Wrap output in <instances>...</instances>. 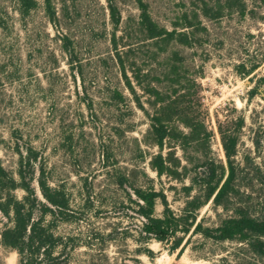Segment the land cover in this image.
<instances>
[{
	"label": "rangeland",
	"instance_id": "1",
	"mask_svg": "<svg viewBox=\"0 0 264 264\" xmlns=\"http://www.w3.org/2000/svg\"><path fill=\"white\" fill-rule=\"evenodd\" d=\"M114 1L122 13L118 32L122 34L128 21L131 25L138 18L139 9L135 0ZM147 1L154 19L170 29L184 21L185 12L193 16V0ZM242 1L244 12L228 9L218 18L201 15L193 45L173 43L169 48L180 50L201 84L212 150L223 162L219 125L234 128L238 118H244L236 156L244 169L242 204L263 216L264 0ZM54 2L56 24L42 1L23 17L15 0H0V157L16 174L17 146H34L52 184L66 188L76 218L58 221L56 230L67 241L70 260L78 264H264L246 242L216 241L192 232L176 250L170 249L171 243L153 240L148 244L153 255L138 251L143 246L137 238L138 219L126 191L115 183L114 169L137 175L139 182L146 172L177 212L185 200L182 186L190 180L160 177L150 165L158 147L144 142L149 119L113 59L108 0ZM65 34L76 46L75 68L63 49ZM147 54L141 52L142 63ZM167 54L162 53L160 61ZM79 64L82 72H77ZM115 89L122 99L113 97ZM16 193L22 197L24 191ZM163 209L158 200L157 213ZM231 213L210 201L198 211V220L213 225ZM6 221L0 214V264H19L17 250L1 242ZM127 228L132 235H124ZM111 232L115 238H110Z\"/></svg>",
	"mask_w": 264,
	"mask_h": 264
},
{
	"label": "trees",
	"instance_id": "2",
	"mask_svg": "<svg viewBox=\"0 0 264 264\" xmlns=\"http://www.w3.org/2000/svg\"><path fill=\"white\" fill-rule=\"evenodd\" d=\"M41 1L45 13L56 24L58 9L54 0H15L23 17L37 9ZM135 1L138 18L131 25L128 21L123 33L118 34L122 13L114 0H108L113 26L110 38L113 59L149 119L144 142L158 147V152L151 157V167L160 177L166 174L182 181L185 177L190 180L182 186L185 200L177 212L164 190L158 189L155 179L146 172L143 182H139L137 175L114 169L115 183L126 191L138 219L137 238L143 243L138 251L153 255L154 251L148 246L153 240L171 243L170 249L176 250L184 236L192 232L216 241L246 242L264 259V214L255 215L242 204L246 192L244 169L236 156L238 131L245 120L239 117L234 128L219 125L226 156L223 162L212 150V131L204 117L201 84L187 67L180 50L169 48L173 43L194 44L196 29L202 24L201 15L218 18L228 9L244 12L245 4L242 0H215L213 3L193 0V16L185 12L184 21L170 29L154 19L147 0ZM62 39L69 63L75 68L78 55L74 40L66 34ZM142 51L148 52L143 59L145 63L141 60ZM162 53H168L164 61H160ZM77 72H82L80 64ZM136 85L142 90L141 95ZM113 92L115 99L124 97L117 89ZM166 147L169 150L164 152ZM16 149L19 154L16 174L3 165L0 157V214L7 218L1 231L2 244L17 250L19 264H78L70 260L67 241L56 230L58 221L76 218L68 191L64 186L52 184L37 148L29 145ZM177 149L182 151L181 155L177 154ZM261 180L264 185V178ZM18 189L24 191L22 197L17 195ZM158 200L164 206L162 214L156 210ZM210 201L232 213L220 217L216 224H205L198 220V211ZM130 232V228L125 229L124 235H132ZM110 238H115L112 232Z\"/></svg>",
	"mask_w": 264,
	"mask_h": 264
}]
</instances>
